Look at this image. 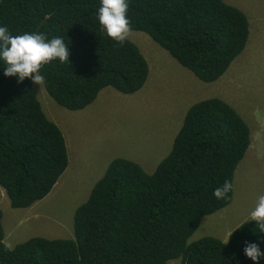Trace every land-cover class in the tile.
Masks as SVG:
<instances>
[{
    "label": "trees",
    "instance_id": "16d2710c",
    "mask_svg": "<svg viewBox=\"0 0 264 264\" xmlns=\"http://www.w3.org/2000/svg\"><path fill=\"white\" fill-rule=\"evenodd\" d=\"M128 3L131 31L145 33L202 82L217 81L246 46L248 19L223 0ZM99 7L100 0H0V24L13 35L36 31L67 43L68 63L53 61L41 74L49 97L69 111L86 108L106 87L134 94L148 78L139 48L128 38L117 44L101 31ZM4 66L0 61V188L11 208L30 209L52 191L68 153L33 82L4 76ZM254 143L262 144L261 135H251L228 103H194L152 173L129 159L111 161L74 213V239L32 237L9 249L0 208V264H253L244 255L245 241L264 252V233L254 221L235 228L228 243L211 236L187 240L206 216L231 201L232 191L223 200L213 191L232 183Z\"/></svg>",
    "mask_w": 264,
    "mask_h": 264
},
{
    "label": "rangeland",
    "instance_id": "374dc122",
    "mask_svg": "<svg viewBox=\"0 0 264 264\" xmlns=\"http://www.w3.org/2000/svg\"><path fill=\"white\" fill-rule=\"evenodd\" d=\"M223 1L246 15L249 36L244 50L215 82L200 81L145 33L130 31L127 38L149 69L138 92L124 95L106 87L86 108L69 111L57 105L43 85L33 83L43 112L64 136L68 166L52 191L30 209L11 208L0 188L4 244L9 249L32 237L74 239V213L111 161L129 159L152 173L169 153L188 108L209 98L234 108L251 135H261L262 144H252L236 166L231 201L206 216L187 243L207 236L226 241L249 220L258 196L264 195V0Z\"/></svg>",
    "mask_w": 264,
    "mask_h": 264
},
{
    "label": "clouds",
    "instance_id": "9594fccd",
    "mask_svg": "<svg viewBox=\"0 0 264 264\" xmlns=\"http://www.w3.org/2000/svg\"><path fill=\"white\" fill-rule=\"evenodd\" d=\"M128 7V0H100L96 16L101 31L121 45L131 31ZM68 58V45L62 37L49 38L36 31L13 35L7 25L0 24V61L5 65L2 68L4 76L15 77L18 83L28 78L40 86L45 82L41 69L53 61L68 63ZM232 190V183L226 180L214 189L213 196L217 200H223ZM249 221H254L257 231L264 233V195L258 196L249 213ZM233 231L230 232L227 243ZM243 252L253 264H259L260 258L264 257V252L256 242L245 241Z\"/></svg>",
    "mask_w": 264,
    "mask_h": 264
}]
</instances>
